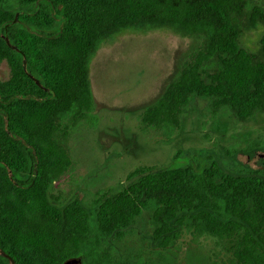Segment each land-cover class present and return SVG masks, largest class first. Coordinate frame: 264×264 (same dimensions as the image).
Segmentation results:
<instances>
[{"label":"trees","instance_id":"trees-1","mask_svg":"<svg viewBox=\"0 0 264 264\" xmlns=\"http://www.w3.org/2000/svg\"><path fill=\"white\" fill-rule=\"evenodd\" d=\"M258 26V47H243L241 35ZM151 29L197 42L143 108V126L169 137L194 95L208 98L212 116L225 109L246 121L264 112L259 0H0V63L10 68L0 81V183L10 193L0 199V264H23L25 248L31 264H112L113 241L145 209L159 247L177 242L185 226L214 237L224 264H264V164L242 173L216 160L141 164L120 188L97 190L89 208L52 192L74 163L70 129L97 116L92 57L118 33Z\"/></svg>","mask_w":264,"mask_h":264},{"label":"rangeland","instance_id":"rangeland-1","mask_svg":"<svg viewBox=\"0 0 264 264\" xmlns=\"http://www.w3.org/2000/svg\"><path fill=\"white\" fill-rule=\"evenodd\" d=\"M262 31V26L246 30L241 45L255 50ZM196 42L194 37L169 29H151L125 30L101 44L90 63L97 116L94 123L70 129L74 163L52 187L53 193H61L64 203L78 198L89 208L97 190L120 188L127 183L128 172L141 164L199 167L216 160L233 173L262 167L264 112L246 121L225 109L212 116L208 98L194 95L182 112L180 126L169 137L140 122L143 108L176 75ZM9 73V65L3 60L0 81ZM254 141L260 146L250 149ZM7 194L6 185L0 183V199ZM155 224L152 210H143L125 236L113 241L112 264H224L211 235L195 234L182 226L177 242L162 248L153 238ZM33 255L27 248L19 251L23 264H31Z\"/></svg>","mask_w":264,"mask_h":264},{"label":"water","instance_id":"water-1","mask_svg":"<svg viewBox=\"0 0 264 264\" xmlns=\"http://www.w3.org/2000/svg\"><path fill=\"white\" fill-rule=\"evenodd\" d=\"M80 261L78 259H70V260H65L64 262L60 263V264H79Z\"/></svg>","mask_w":264,"mask_h":264},{"label":"flooded vegetation","instance_id":"flooded-vegetation-1","mask_svg":"<svg viewBox=\"0 0 264 264\" xmlns=\"http://www.w3.org/2000/svg\"><path fill=\"white\" fill-rule=\"evenodd\" d=\"M263 164H264V161H263Z\"/></svg>","mask_w":264,"mask_h":264}]
</instances>
